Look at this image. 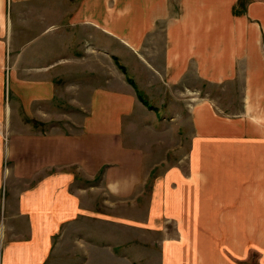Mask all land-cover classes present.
<instances>
[{
    "label": "crops",
    "instance_id": "crops-1",
    "mask_svg": "<svg viewBox=\"0 0 264 264\" xmlns=\"http://www.w3.org/2000/svg\"><path fill=\"white\" fill-rule=\"evenodd\" d=\"M117 61L155 70L168 85L187 82L196 95L188 176L157 191L158 206L176 208L180 231L161 239L160 263L264 264V0H0V120L15 117L4 155L10 181L25 184L12 208L30 244L20 253L11 242L4 264H43L66 237L82 238L100 221L102 195L111 206L141 193L145 152L124 129L142 105ZM85 69L98 75L70 82ZM69 115L70 128L52 120Z\"/></svg>",
    "mask_w": 264,
    "mask_h": 264
},
{
    "label": "rangeland",
    "instance_id": "rangeland-1",
    "mask_svg": "<svg viewBox=\"0 0 264 264\" xmlns=\"http://www.w3.org/2000/svg\"><path fill=\"white\" fill-rule=\"evenodd\" d=\"M49 7L57 9L59 5H49ZM42 28L43 26H38L36 34H39ZM80 33H82L81 30ZM42 40L44 38L39 36L32 43L37 45ZM161 45V32H154L148 45L149 49L153 52L160 51ZM105 59L103 58L102 69H100L102 81L106 76H110L108 74L109 62L106 57ZM119 64L120 62L117 61V68L124 71L127 79L134 82L137 95L146 102L143 104L140 101L141 109L136 111L125 123L124 131L128 142L131 141L143 147L145 173L150 172L148 176L146 174L141 193L137 199L135 198L136 200L130 198L131 201L106 206L103 201L104 195H102L100 221H90L94 223L93 225L86 224L85 235L83 236L82 233V238L66 237L71 242L54 248L43 264H161L159 260L166 257L162 244H160L161 239L168 237V240H176V236H180L176 208L166 206L164 210L161 205L158 206L156 198L159 194L157 191L163 181L171 183L174 179L177 182L180 179L184 182L183 179L188 176L187 156L190 150L188 140L191 129L187 109L195 101L196 95L189 93L185 88L187 82H182L177 86L168 85L163 76L155 70L144 68H124L122 70ZM135 64L141 65L139 62ZM94 70L85 69L83 73H80V76L73 75L69 77V80L77 85L82 80L97 76L98 71ZM214 91V95L218 97L222 93L220 88ZM59 99H61L59 103L65 108L67 107V112H71L65 97ZM48 107L51 110L49 105ZM83 114L86 119L91 117L86 110ZM63 118L66 119L54 118L52 120L54 122L61 121L63 128H70L73 125L72 117L69 115L68 117L63 116ZM20 119L27 121L26 117ZM14 120L12 112L11 117L7 116L0 120V201L3 200L0 205V264H4V250L11 242L22 244L21 247L16 248V251L19 249L20 253L29 251L30 247L29 230L23 220L24 216L12 208L14 189H20L25 184H13L10 181L11 176L8 174L10 163L4 155L9 136L8 126L11 122L14 125ZM33 121L35 126L39 124L37 121ZM64 122L69 125H65ZM27 127H33V125L27 123ZM171 178L173 179L171 180ZM85 185L87 186L89 183L85 182ZM138 192L139 190L135 194ZM180 201L185 202V199L181 198ZM178 204L183 205L179 202ZM188 208L189 206L185 204L182 209L187 213ZM29 263L30 259L24 257L22 264ZM248 263L257 264L256 258H251Z\"/></svg>",
    "mask_w": 264,
    "mask_h": 264
},
{
    "label": "trees",
    "instance_id": "trees-1",
    "mask_svg": "<svg viewBox=\"0 0 264 264\" xmlns=\"http://www.w3.org/2000/svg\"><path fill=\"white\" fill-rule=\"evenodd\" d=\"M119 67H120V69H124V67L122 66V65H119ZM124 72V71H123ZM138 98H139V100L143 103V104H146V102L142 99V98H140V96L138 95Z\"/></svg>",
    "mask_w": 264,
    "mask_h": 264
}]
</instances>
